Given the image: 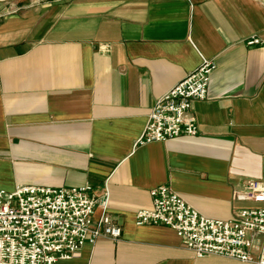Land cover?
I'll list each match as a JSON object with an SVG mask.
<instances>
[{
    "label": "crops",
    "instance_id": "obj_1",
    "mask_svg": "<svg viewBox=\"0 0 264 264\" xmlns=\"http://www.w3.org/2000/svg\"><path fill=\"white\" fill-rule=\"evenodd\" d=\"M253 36L264 40V0H0V189L108 188L123 227L58 264H254L197 258L173 228L135 223L161 184L214 219L252 204L235 195L246 179L264 183ZM204 57L216 68L193 102L198 134L136 144L156 100ZM263 244L254 234V253Z\"/></svg>",
    "mask_w": 264,
    "mask_h": 264
},
{
    "label": "built area",
    "instance_id": "obj_2",
    "mask_svg": "<svg viewBox=\"0 0 264 264\" xmlns=\"http://www.w3.org/2000/svg\"><path fill=\"white\" fill-rule=\"evenodd\" d=\"M192 1V0H190ZM39 0H33V5ZM18 8L15 9V11ZM264 40L253 36L249 45ZM213 59L202 63L154 103L136 144L166 141L199 132L193 102L208 98ZM153 206L136 213L137 225L173 228L195 257L220 255L254 264H264V244L253 250V235H264V183L246 179L233 219H214L201 214L167 184L150 191ZM109 189L103 197L86 183L72 187L17 185L0 189V264H58L75 257L86 243L100 237L119 240L123 227L109 212ZM102 207L96 218V209Z\"/></svg>",
    "mask_w": 264,
    "mask_h": 264
}]
</instances>
